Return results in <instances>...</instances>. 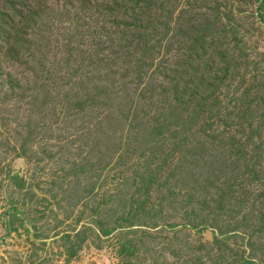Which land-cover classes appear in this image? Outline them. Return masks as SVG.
I'll list each match as a JSON object with an SVG mask.
<instances>
[{
    "label": "rangeland",
    "instance_id": "374dc122",
    "mask_svg": "<svg viewBox=\"0 0 264 264\" xmlns=\"http://www.w3.org/2000/svg\"><path fill=\"white\" fill-rule=\"evenodd\" d=\"M15 3L0 264H264V0Z\"/></svg>",
    "mask_w": 264,
    "mask_h": 264
},
{
    "label": "trees",
    "instance_id": "16d2710c",
    "mask_svg": "<svg viewBox=\"0 0 264 264\" xmlns=\"http://www.w3.org/2000/svg\"><path fill=\"white\" fill-rule=\"evenodd\" d=\"M15 1L16 0H4V3L0 4V30L5 29V27L8 25L6 19L12 21V16L20 17L21 19L27 22L29 20L30 22L31 17L36 15V8L33 7L28 9L29 14H31L29 16L23 10L19 9L22 8V6H18Z\"/></svg>",
    "mask_w": 264,
    "mask_h": 264
}]
</instances>
